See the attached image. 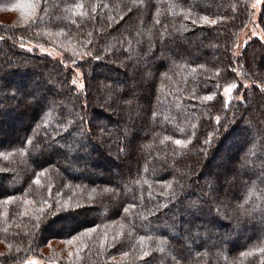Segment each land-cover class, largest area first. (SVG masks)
I'll list each match as a JSON object with an SVG mask.
<instances>
[{"label":"trees","instance_id":"16d2710c","mask_svg":"<svg viewBox=\"0 0 264 264\" xmlns=\"http://www.w3.org/2000/svg\"><path fill=\"white\" fill-rule=\"evenodd\" d=\"M12 1L30 13L0 24V129L25 127L0 135V264H264V40L234 54L251 0ZM60 148L91 158L88 178L54 161ZM208 157L217 168L195 182Z\"/></svg>","mask_w":264,"mask_h":264},{"label":"rangeland","instance_id":"374dc122","mask_svg":"<svg viewBox=\"0 0 264 264\" xmlns=\"http://www.w3.org/2000/svg\"><path fill=\"white\" fill-rule=\"evenodd\" d=\"M18 2L19 1L0 0V24H5V25L6 24H12V25L18 26V25H21L25 21V19L29 15L30 11L27 8H25V6H23L25 4L24 2H20L19 4H18ZM262 2H263V0H251V2H250V8L252 9L251 21L244 27V29H242V31L239 33V35L236 39L235 46H234V54L235 55L239 54V52L241 51V48L245 45V43L249 39H251L253 37H258L259 39L264 40V32L258 23V17H259L260 9L262 6ZM0 36H2V33H0ZM203 42H204L202 44L203 47H201V48H204V47H210L211 48V47L216 46L214 43L216 41L213 38H209L207 40H204ZM20 46L26 50L35 51L38 54H44V55H47L49 57L56 58L58 60H63L62 53L58 50L57 47H54V46L35 44V43H31V42H22V43H20ZM198 46L200 47L199 44H198ZM260 64H263V67H264V57L261 59ZM67 65L69 67H71L72 71H73L72 82L73 83L75 82L74 85L78 89H81L83 87L81 72L78 69L73 67L74 64L72 62H67ZM243 82H245V83H243L244 85H249V82H247V81H243ZM18 85H19V81L17 82V79H16V82H15V79L13 81H11V87H13V88L15 87L18 89L19 88ZM30 87L38 88V91H44V86L41 85V83L33 84ZM236 87H237V83L229 84L226 87H224V89L222 90V95H223L224 100L226 102H228L233 97V92H234ZM226 89H231V91L226 92ZM49 94L52 95L54 93H53V91L52 92L49 91ZM0 103H3V101H0ZM10 115L11 114H9L8 112L0 111V118H2V119H6V118L8 119L10 117ZM98 119L101 121L102 120L104 121L102 112H101V115L98 116ZM244 122H246L248 124V126H250L247 139L251 140L252 142L255 141L256 131L254 130L253 122L251 121L250 115H248V116L246 115L244 117ZM9 126L10 127L6 126V127H3L2 129H0V135H5V134L9 135L11 133L19 132V131H21V129H24L25 124L24 123L17 124L14 122V123L9 124ZM109 127H113V125H111ZM243 135H245L244 132L236 131V133H233V139H234L233 142H235V140L240 139L241 136H243ZM72 144H75V143H72ZM102 145L104 146L103 143H102ZM102 145H101V147L103 148ZM226 145H227V142L225 140L223 142V144L220 145L218 154L219 153L222 154V153L226 152V148L229 147V146L227 147ZM73 157L74 156H71V150L70 149L60 148V150L56 151V153L54 155V161L57 160V162H61L64 159L67 161L69 172H75L76 171L78 174L82 175V177L88 178L89 177L87 175L88 173H79V170H80L82 165L88 166L92 162L91 158L88 157L86 154H81L76 159L75 158L72 159ZM206 160L208 162L205 163V165L201 166V171L198 174H196V170H194L193 172L190 173L192 176V179L195 182L197 181L199 183L202 180L206 181L208 177L205 176V173L214 171L217 168L218 159L216 157L212 158L211 159L212 161L209 159V157L206 158L205 161ZM95 171L105 173V175L109 174V173H112V175L117 174V170H116L115 166H111L108 168L96 167ZM101 178H102V174H97V180H101ZM223 178H228V176L224 175L221 177V179L223 180ZM7 185L11 186V184H9V183ZM192 211L193 210L188 209V210H185L184 212H181V214L185 218V217H188L192 213ZM216 211H218V210L216 209ZM222 218L227 221L226 217H222ZM207 221L210 222V219L205 218L203 224H206ZM57 222L58 221H56V220L53 221L54 224H57ZM176 224L177 225L181 224V222L177 221ZM181 226L184 227L183 224H181ZM182 236H183V234H182ZM55 243H56V241H53V245ZM52 247L53 246H50V244H49L47 247H44L43 250L45 252H47L48 250H51ZM1 248H4V246L0 245V249ZM20 264H57V263L55 261H47V260L42 259L40 257L30 256Z\"/></svg>","mask_w":264,"mask_h":264},{"label":"snow or ice","instance_id":"6c2138e0","mask_svg":"<svg viewBox=\"0 0 264 264\" xmlns=\"http://www.w3.org/2000/svg\"><path fill=\"white\" fill-rule=\"evenodd\" d=\"M212 23H215V21H212ZM75 83V82H74ZM231 91V89H226V92H230ZM207 99H212V97L211 96H209V97H207ZM176 143L177 144H181V141L180 140H176Z\"/></svg>","mask_w":264,"mask_h":264}]
</instances>
